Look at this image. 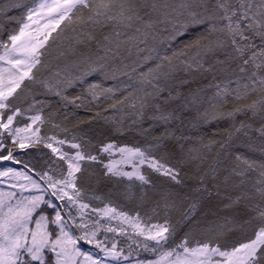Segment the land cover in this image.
Returning <instances> with one entry per match:
<instances>
[{"label":"snow or ice","instance_id":"obj_1","mask_svg":"<svg viewBox=\"0 0 264 264\" xmlns=\"http://www.w3.org/2000/svg\"><path fill=\"white\" fill-rule=\"evenodd\" d=\"M49 94L144 143L62 126ZM88 162L136 208L86 191ZM0 264H264V0H0Z\"/></svg>","mask_w":264,"mask_h":264},{"label":"rangeland","instance_id":"obj_2","mask_svg":"<svg viewBox=\"0 0 264 264\" xmlns=\"http://www.w3.org/2000/svg\"><path fill=\"white\" fill-rule=\"evenodd\" d=\"M15 14V13H12ZM11 27V25H10ZM55 35V34H54ZM6 38V37H5ZM59 43V42H57ZM52 63L54 64L56 61L54 59V57L57 54V46L54 45L52 48ZM90 79H96L99 80V77H94V78H90ZM208 79H211V77H209ZM105 86H111L114 82L113 81H103ZM204 83H207V80L204 81ZM235 84H232L231 87H235ZM43 91V90H41ZM74 91H79L78 89L76 90H72L69 89V94H72ZM38 100H45L47 103H51L53 104L54 102L57 103V107L62 108L61 110V114L63 115L62 119H57V123H61L62 121H64V117H65V113L67 115V123L66 125H62V126H67L69 129H72V127L74 125H76L79 121H81L83 118L90 120L92 117H94L95 112L98 110L96 108L95 105L92 106V110L90 111V114L88 113L89 110H86L85 108H76L72 105L67 106L66 108L62 107L59 103L58 97H55L51 94L49 95H38L37 96ZM53 109L50 107L45 108L43 115L47 118L48 114L52 111ZM65 110V111H64ZM108 115H112L111 111L109 113H107ZM59 118V116H58ZM239 119H244L243 116L239 117ZM252 122V121H249ZM257 126H258V120L256 121ZM144 128L148 127V123L145 122L143 125ZM221 127H223V124L221 125ZM80 128L84 129V130H88V129H95L94 131H100V130H104L105 131V135L107 138H110L112 140H115L117 143L123 145L125 143L131 145L134 142H139L141 144L144 143V138L142 136H140L137 132V130L135 128L126 131L123 135H119V134H115L112 132L111 130V126L109 125H105L103 123L102 120H95L91 123H89L88 121L81 123L80 124ZM162 127H156L155 129L152 130L154 135H158L161 131H162ZM59 129H52L51 124H47L45 125V132L48 135L53 134V132H59ZM216 131V126L215 125H211V126H207V125H201L198 129H188L185 131V135H191L194 139L200 135H204L206 138L207 137H211L212 133ZM177 135H179V133H177ZM60 138H63V135L61 134ZM218 138V137H217ZM105 142H107V139H105ZM174 142H169V147L173 146ZM186 146H191V145H186ZM21 150L17 149V152L19 153ZM24 152H27L28 155L26 156H22V159L24 160H31L32 163L37 164V166H39L40 164L43 163V159L47 158L44 157L42 158L40 153H47L48 155H51L50 150L49 149H45L43 148V145H39L38 148H31V149H26L23 150ZM237 151H239L240 153L246 155V156H252V157H258L259 153L256 152H250L248 148L246 147H240L237 149ZM215 155V153H208L207 154V161L204 165V167L206 168L209 164L212 163V159L213 156ZM119 157L117 156V159ZM104 162L107 163V156L104 157ZM89 167H90V171L93 173L91 175V177L89 178L86 174V183H85V189L86 191H88L89 193H92L93 191L95 192L96 195L98 196H105L107 197V194L109 193V190H112L113 192V196L111 197L112 200L114 202H118L119 204H123L125 206V210H129V209H134L136 208V206L139 204V196L141 194V190L140 188L137 186L133 189V192L135 193V199L128 201L125 200L123 198V196L119 195L118 193H122L125 191V186L129 183L127 180H123V182H118V178L116 177H104L103 175V167L100 164H96V163H92V162H88ZM15 167H20L19 165H15ZM126 167V170H131L130 167ZM185 171H188V169H185ZM145 172L150 174L151 179L156 181L157 184H160L162 181H164V177H160L155 173H152L150 169L145 168ZM101 180V182H100ZM137 185L139 184V182H135ZM189 183H193L192 181H189ZM100 186H105L106 188H108L104 194L101 193L99 191V187ZM145 191L147 192V196L150 198H154V193L153 191L148 188V186H145ZM105 202H107V200H105ZM94 203H96L94 201ZM217 202H209L207 205L211 208L215 209ZM102 207V205H100ZM205 206L203 207L204 212H202V208L200 209V213L204 214L206 211H208L209 207ZM241 208L243 207V205L240 206ZM147 210L146 208H141L140 211L143 212ZM173 216L178 219L179 216L177 213H173ZM84 247H89L87 245H84Z\"/></svg>","mask_w":264,"mask_h":264},{"label":"trees","instance_id":"obj_3","mask_svg":"<svg viewBox=\"0 0 264 264\" xmlns=\"http://www.w3.org/2000/svg\"><path fill=\"white\" fill-rule=\"evenodd\" d=\"M53 105H55L56 107H57V103L56 102H54L53 103ZM59 108V107H58ZM61 110H62V108H60V113H59V118L58 119H62L63 118V115L61 114ZM65 111V110H64ZM88 113L90 114V111H88ZM64 115H66V113L64 114ZM81 121H89L88 120V118L87 119H85V118H83ZM93 129V128H92ZM93 130H95V129H93ZM100 182H101V180H100ZM108 188H106L105 186H100L99 187V191L101 192V193H103L104 194V192L107 190ZM214 201H216V200H213V201H211V202H214ZM217 202V201H216ZM205 206H208L207 204L205 205ZM209 207V206H208ZM209 208H211V207H209ZM212 209H214V208H212ZM202 212H204V209H203V207H202ZM206 212H208V216H209V218L211 219L212 217H211V212H209V211H206Z\"/></svg>","mask_w":264,"mask_h":264}]
</instances>
